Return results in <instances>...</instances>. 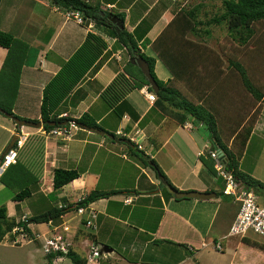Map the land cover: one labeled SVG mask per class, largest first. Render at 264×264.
<instances>
[{
  "label": "crops",
  "instance_id": "obj_1",
  "mask_svg": "<svg viewBox=\"0 0 264 264\" xmlns=\"http://www.w3.org/2000/svg\"><path fill=\"white\" fill-rule=\"evenodd\" d=\"M85 1L100 3L102 9L108 11L124 13V25L129 31H133L141 19L150 17L158 3V0ZM165 7H161L158 15L157 12L152 15V30L149 31L158 28L157 36L151 39L149 46L157 58L155 73L159 79L169 81L171 86L178 88L190 101L205 106L215 115L220 137L235 153L240 168L245 156L256 146L260 151L264 149V139L260 137V140H255L260 131L264 132V101L257 100L237 82L236 71L227 67L225 57L241 61L254 85L264 93V61L254 62L260 44L254 43V39L251 49L255 53H248L249 45L228 42L225 37L214 46L190 37L187 42L178 45V34H166V29H172L169 27L172 22L170 17H175L179 10L170 15L169 1ZM68 10L72 9L55 4L52 0H0V29L10 32L28 46L13 113L22 119L42 121L41 104L45 87L83 45L88 33L95 32L109 42V47L59 104L56 112L73 118L89 113L100 128L111 132L139 128L138 137L143 139V143H140L143 148L132 152L123 140H110L106 135L80 127L73 129L70 139L47 136L41 128H19L13 119L0 112V155L13 135L22 130L30 136L18 158L29 161L27 165H35L32 159L26 157L28 148L23 154L29 145L37 150L39 148L40 153L36 158L37 162H42L41 176L34 184L35 188L32 187V194L19 201L12 196L4 200L2 196L0 206L5 205L8 216L18 222L25 214L29 217L40 215L63 204L69 203L75 207L77 201L93 190L118 191L90 203L98 214L95 226L90 229L79 228V217L74 210L62 214L55 221L60 223L67 220L72 225L71 235H76L70 239L71 246L87 259L86 264H221L219 258L212 256L213 253L203 251L218 239L231 237L228 233L238 209L224 215L225 218L219 221L218 214L223 206L219 197L202 200L177 199L167 195L158 173L147 161V156L154 158L178 189L218 192L219 187L220 190L223 188L219 185L220 179L208 175L202 159L209 158L211 143L202 142L194 133L193 136L177 133L180 128L194 129L196 122L188 119L183 125L171 113L162 111L143 94L142 89L146 85L125 95L136 110L138 119L131 116L130 109H126L119 118L115 106L102 99V93L117 74L124 71L128 58L120 59L125 48L118 46L116 38L106 35L103 26L100 29L94 26V22L84 21L80 24L68 18L65 13ZM188 19L187 35L194 25ZM176 28L181 29L179 26ZM112 46H118L116 51ZM198 49L203 53H199ZM178 50L180 53L177 54ZM191 51L193 55L189 57ZM185 52L188 54L185 55ZM7 54L8 49L0 45V71ZM244 54H249V57ZM202 55L209 59L204 61ZM159 60L164 63L169 75L160 77L157 74ZM236 88L242 93L237 110L228 105L229 93L231 89V93H234ZM222 103L227 108H223ZM183 139L195 146L196 154H188L182 146ZM201 151L205 155H201ZM55 168L77 169L80 176L59 189L54 196ZM108 174L116 177L112 179ZM5 187L0 180V193ZM37 190L43 195L39 198V205L30 208L28 200ZM50 197L56 201L54 204ZM126 197L132 198L130 203L125 202ZM226 199L228 201H225L223 209H233V199L228 196ZM38 225H45V222ZM32 229L39 231L41 228L32 226ZM248 234L239 237L244 239ZM245 244L251 246L243 240L235 243L237 247ZM37 245V249L28 252L26 264H73L67 256L45 254L39 248V243ZM93 246L100 249L101 255L91 261L88 255ZM20 261L22 256L16 254L15 264ZM0 264H14V261L3 254L0 255ZM229 264L240 263L235 259Z\"/></svg>",
  "mask_w": 264,
  "mask_h": 264
},
{
  "label": "trees",
  "instance_id": "obj_2",
  "mask_svg": "<svg viewBox=\"0 0 264 264\" xmlns=\"http://www.w3.org/2000/svg\"><path fill=\"white\" fill-rule=\"evenodd\" d=\"M52 1L64 8L79 10L84 17L85 22H94V26L100 27V29H102V26L106 28V35L110 38H116L117 43L125 48L128 53L129 58L124 65V71L119 72L102 93V97L107 99L109 105L115 106V110L119 118L123 116L126 109H130L131 116L134 119H138L136 110L132 108V105L125 98L128 91L141 89L144 85L148 86L150 91H154L139 66L131 62L132 57L135 54H138L143 56L149 62L151 72L160 86L159 92L156 93L157 98L155 105L162 111L171 113L174 118H176L183 125H185L189 118L203 122L209 130L211 140L214 141L217 146L221 147L226 153L223 158L224 168L234 175L239 184H243L256 192L264 191L263 181L239 168L235 153L230 150L226 144H224L220 137L215 115L205 106L195 104L190 101L178 88L171 86L169 81L161 80L156 75L155 65L157 58L154 54H151L153 53L149 47L151 39L147 36L152 28V21H149V17L141 19V21L135 26L134 30L129 31L124 25V13L102 9L100 3L97 5L85 0ZM201 7L202 5L198 4V8L186 10L187 14L194 22V25L191 28V32L194 33V35H211L212 25H221L225 23L228 26V32L232 39L240 45L247 44L254 36L255 29L253 24L264 19V0H223V8L221 12L214 13L211 18L206 21L199 18V9ZM121 24H123L124 27H122ZM204 26H206V28H204ZM0 45L8 49L7 57L0 71V106L9 112H13L14 101L18 94L21 69L27 54L28 46L10 32L2 29H0ZM107 48L108 43L105 41L103 36L95 32H89L83 45L63 65L60 72L47 84L41 104L44 129L50 130L51 128L60 126L63 121L74 119L70 116L58 115L56 112L57 108L59 104H61L69 95L76 84L82 79L86 72L95 65ZM227 63V67H233L240 73L242 82L246 89L257 100L264 101V93L254 85L243 63L231 58L227 60ZM117 104L118 106L116 109ZM74 120L78 125L85 124L87 126L99 127L96 120L89 113H84L79 118H75ZM51 121H56V124L49 125V123H47ZM107 132L112 135V137H110L112 138L111 140H123V138H120L116 134V131ZM27 146L28 147L24 149L23 154L28 148L26 157L29 158V160L32 159V162H35V165H32L31 163L27 165L29 161H24L23 158H18L17 162L8 167L0 176L1 182L8 187H18L17 184L24 186L21 191L15 194L14 200L18 201L23 200L32 194V188H30L29 185L35 184L41 176L42 162H37L36 158V156L40 153L39 148L37 150L36 148H33V146ZM127 146L132 152L140 150L135 143L130 141ZM147 157L149 158H147V161L153 165L156 172H160L172 184L167 175L161 169L158 162L154 158H150L149 156ZM202 159L209 172H211L214 176H217L222 183L223 188L217 192V197L223 195L226 198L227 195L223 193L225 180L218 174L214 165L215 161L210 156L209 158L202 157ZM79 176L80 172L77 169L55 168L53 170V195L55 196V193H57L59 189ZM172 186L174 185L172 184ZM164 191L167 195L174 197V195H172L166 187ZM116 193H118V191L93 190L85 197L77 201L75 207L69 203L65 205L63 204L61 207H53L45 213L33 216L32 219H29V222L32 220L36 223H43L48 221L50 218L54 221H58L57 219H59L62 214L70 210L76 211V208L79 206H86L103 197ZM86 215H78V217L80 220H84ZM96 219H94V225L96 224ZM27 224L28 223L24 221L16 222L14 219H11L8 216L7 207L5 205L0 206V242L8 233L12 231L15 226L23 225L27 228ZM81 227H84V225L80 224L79 228ZM27 229L31 233V230L29 228ZM48 255L56 256L57 254L50 253ZM59 255L67 256L72 260L73 264L87 263V259L73 250L71 245L67 254L59 253Z\"/></svg>",
  "mask_w": 264,
  "mask_h": 264
},
{
  "label": "rangeland",
  "instance_id": "obj_3",
  "mask_svg": "<svg viewBox=\"0 0 264 264\" xmlns=\"http://www.w3.org/2000/svg\"><path fill=\"white\" fill-rule=\"evenodd\" d=\"M168 1L170 2V7H169L170 11H171L170 15L174 14L175 10H179V12L175 17H170L172 22L169 24V27H171L174 30L167 28L166 34H171V35L178 34V37H179L178 38V40H179L178 45L182 44V42H187L188 37L196 39L197 41H200V42H210L211 44H209V45H211V46L217 45V43L221 39H223L224 37H225V39L228 40V42L231 41V42L237 43L230 36V34L228 32V26L225 23H223L221 25H212L211 26V30H212L211 35H208V34H202V36H201V34L194 35V33H192L191 30L188 33V35L186 33L187 32V30H186L187 24L189 22L188 18H190V16L187 14V11H186L187 9L198 8V4H201L202 7L199 9V18L206 21L207 19H210L214 13L221 12V10L223 8V0H158L157 5L155 6L156 8L155 7L153 8V11L151 12V14L155 15V13L157 12L156 15H158V12L161 10V7L162 8L165 7L166 4L168 3ZM152 15L148 18L150 22L153 20ZM166 20H168V18ZM261 24H262V26H261ZM177 26L181 27V29H177L176 28ZM253 27L255 29V34L249 40V42L245 45H249V47L247 48L248 53H253L255 51V50L251 49L252 45L254 46V43H258L261 45V46L259 45V47L257 48L258 53L254 57V62L259 61V63H260V61H264V19L255 22L253 24ZM204 28H206V26H204ZM157 30H158V28H155V30L153 32L151 31L150 33H148L147 36L150 39L155 38L157 36V34H156ZM254 39H256L255 42H254ZM227 40H224V41H227ZM107 43H108V47H109V42H107ZM238 45H240V44H238ZM118 46H121V45L118 44ZM242 46H244V45H242ZM117 47L112 46V49L114 51H116ZM150 48H152V47H150ZM191 50H193V49H191ZM110 51H112V50H110ZM198 51H199V49H198ZM178 53H180L179 50L177 51V54ZM199 53H203V52L199 51ZM121 54H122V58H121V56L118 57V58H121L120 60H124V59L129 58L126 50H124V52H121ZM151 54L153 55V54H155V52L151 53ZM184 54L187 55L188 53L185 52ZM188 55H189V57H191L193 55L192 51ZM244 55H246V54H244ZM248 55H246V56L249 57ZM202 56H204V61H207L209 59V57H207L206 55H202ZM225 59H226V65H227L228 64L227 60L229 59V57H225ZM235 71L236 72H234V74H235V78L237 79V82L241 83V85L245 88V86L243 85L240 73L236 69H235ZM156 72L160 77L170 74V72L166 69V66L164 65V63L161 60H159L157 63ZM231 92H232V89L229 93L228 99H230V101L228 102V105L233 106V109L237 110L240 107V106H237V103L240 101V99H241L240 97H241L242 93H240L241 91L239 90V88H236L234 93H231ZM223 97L225 98V94ZM102 99H104V98H102ZM222 106H223V108L224 107L227 108V106L224 103H222ZM189 119L194 120L196 122V127L194 129H193V127H191V129L187 128V127L180 128L177 133H179L182 136L187 135V134H190L193 136V133L196 134L198 136V138L202 140V142H204V141L208 142L209 141L211 143L212 150H217L219 152H223L222 157L224 158L226 153L223 151V149L221 147L217 146L214 143V141L211 140V136H210L209 130L206 127V125L199 124V121L196 119H193V118H189ZM191 123L193 125V121ZM258 135H259V137L255 138V140H258V139L260 140V137H262V139H264V132L263 131H260L258 133ZM108 139L111 140L112 138L109 137ZM138 140H139V143H143V139H141L140 137H138ZM182 146L185 150H187L189 152L188 153L189 155H190V153L196 154L195 146L192 145L187 139L182 140ZM255 148H256L255 150L251 151L247 156H245V160L242 162L240 168L243 171L248 172V173L256 176L257 178H260L262 181H264V149H263V151H260V149H258L257 146ZM205 169H206V172L208 173V175H210L213 178L214 175L211 172H209V170L207 168H205ZM108 175L112 179L116 177V176H111L110 174H108ZM218 182H219V185L222 186L221 181H218ZM17 185H18V187L6 186L3 190V193H0V197L3 196L4 200H7V198L9 196L15 197V194L17 192L21 191L22 188H24V186H22V185L20 186V184H17ZM29 186H30V188H32L33 186H34L33 189L35 188L34 184L29 185ZM162 188H163V190H165L164 186H162ZM180 190H182V189H180ZM218 190H220V187ZM35 192H36V194L28 200L30 208H32L33 206H38L39 200H41L39 198H41L43 195L42 193L39 192V190H37ZM257 193L259 194V205L262 206V205H264L263 191H258ZM219 198H220V200H222L223 206L226 205L225 201H228V200L223 195L219 196ZM50 200H51V202H53L52 204H54L56 202L54 199H51V197H50ZM56 206H57V204H56ZM223 206L220 209V212L218 214V220L219 221H222V219L225 218L224 215H226V214L229 215L232 210L234 212L235 209H238L239 203L234 202V204H232L233 209L228 210V211H227V209L224 210ZM92 209L95 210L94 208H92ZM26 216H27V219L24 220V222L28 223L27 228H29L31 231H37V230L32 229V226L35 227L36 229L41 228L40 229V231H42L41 235L47 234L48 227L46 225H42V226L38 225L39 226L38 227L37 226L38 223H36L35 221L33 222L32 220H30V222H29V219L30 218L32 219L33 216H31V217H29L28 215H26ZM21 220H22V218L19 221H21ZM57 220H59V219H57ZM218 220H217V222H219ZM70 232L72 233L73 229H71ZM32 238L36 239L37 237L35 235H32V237H30V240H32ZM13 239H14V236H12V235L8 234L7 236H5V238L1 241V242H3V244L1 243V245H0V255L3 256V254H4L8 257V259L13 258L14 264H15V255L16 254H19L22 256V262L20 261L19 263L17 262L16 264H26L25 260H26V258H29L28 252L29 251L31 252L33 249H37L38 243H39V248H41L42 251L46 254V252L43 248V244L41 242H39L38 240L37 241H29L27 239H24V240L21 239V241H19L18 243H14V242H12ZM242 240L244 242L250 243L251 246L245 244V245L237 247L235 245V243H238V242L240 243V242H242ZM218 242L223 244L222 245V247L224 248L223 251L222 250H216L215 248H213L215 245H212V246L207 247L203 252L213 253L212 256H215V258H219L221 261V264H229V262L231 260H235V259L240 264H264V237L263 236L257 235L253 232H249L248 237L244 238V239H242L239 236H231V237H228V238L223 239V240L218 239ZM10 245L17 246V247L12 248V246H10ZM235 250H237L236 254H234ZM93 260L94 259H92L91 261H93Z\"/></svg>",
  "mask_w": 264,
  "mask_h": 264
},
{
  "label": "built area",
  "instance_id": "obj_4",
  "mask_svg": "<svg viewBox=\"0 0 264 264\" xmlns=\"http://www.w3.org/2000/svg\"><path fill=\"white\" fill-rule=\"evenodd\" d=\"M68 18H73L80 24H83L85 19L82 13L79 10H68L65 12ZM143 91V90H142ZM145 91V96L148 100L154 101L156 95L153 92ZM75 119V118H74ZM66 121L65 124L46 130L41 128L44 135L47 136H57L62 139H70L73 134V129H77L79 125L75 120ZM18 134V139L15 141L14 145L9 149V151L4 155L2 162L0 164V174H2L7 167L11 164H15L18 159L20 150L24 147L30 134L22 130L16 132ZM140 133L139 128L132 129L131 131L119 130L117 134L120 136L128 138L130 141L138 145L142 149V145L139 143L138 134ZM205 152L201 151L200 154ZM209 155L215 161V168L218 171V174L222 176L225 180V187L223 193L227 196H230L235 203H239V208L236 214V217L229 229L228 236H244L249 232H253L260 236L264 237V205H259V196L257 192L243 184H239L234 175L227 171L224 168L223 162V152L217 150H210ZM132 200L131 197L125 199L126 203H130ZM76 215L84 216V220L79 219V224H83L86 229H90L94 225V219L97 217V211L91 208V204L86 206H79L76 208ZM27 219V216L24 215L21 221ZM45 225L48 227L47 234L41 235L42 231H28V229L23 225L15 226L9 235H14L12 242L18 243L19 241L27 239L29 241H39L43 244V248L46 254L59 253L67 254L70 250V239L74 236L71 235L72 225L64 220L60 223H56L52 218L45 222ZM78 232V230H77ZM76 232V233H77ZM35 235L37 238L30 240V237ZM215 248L217 250L222 249V243L215 242ZM101 255V251L98 247H92L91 254L89 255V260H92Z\"/></svg>",
  "mask_w": 264,
  "mask_h": 264
},
{
  "label": "water",
  "instance_id": "obj_5",
  "mask_svg": "<svg viewBox=\"0 0 264 264\" xmlns=\"http://www.w3.org/2000/svg\"><path fill=\"white\" fill-rule=\"evenodd\" d=\"M121 26H124V25L121 24ZM131 62L139 66V68L142 70L143 74L147 78L148 82L150 83L151 87L153 88L154 92L158 93L160 90V86L151 72V67H150L149 62L143 56L138 55V54H135L132 57ZM0 112L3 113L5 116L13 119L19 128H22L23 126L41 128L44 125L43 121L22 119L19 116L15 115L13 112H9L6 109L2 108L1 106H0ZM47 123H49V125H55L56 121H51ZM65 123L66 121L61 122V124H65ZM79 127L94 131L100 135H106L108 137H112V135H110L106 130L100 127L87 126L85 124H80ZM17 139H18V135L17 134L13 135L9 144L4 148V150L2 151L0 155V164H1V161L4 155L14 145ZM124 142H127V140H124ZM158 177L161 180V183L167 188V190L172 195H174V197H176L177 199L196 198V199L208 200V199L216 198L218 196V193L216 191L180 190L172 186V184L167 180V178L164 175H162L160 172L158 173Z\"/></svg>",
  "mask_w": 264,
  "mask_h": 264
},
{
  "label": "clouds",
  "instance_id": "obj_6",
  "mask_svg": "<svg viewBox=\"0 0 264 264\" xmlns=\"http://www.w3.org/2000/svg\"><path fill=\"white\" fill-rule=\"evenodd\" d=\"M142 90H143V94L145 93L144 90H146V91H148V92H153V93L156 95V93H155L154 91H150V90H149L148 86L144 87ZM144 95H145V94H144ZM156 98H157V95H156ZM155 101H156V99H155L154 101H152V102H155ZM42 121H43V120H42ZM41 128H43V126H42ZM38 129H39V128H38ZM124 130H125V129H124ZM19 131H20V130H19ZM117 132H118V131H116V134H117ZM15 134H17V133H15ZM17 135H18V134H17ZM117 135H118L120 138H123V141H124V140H127V143H129L130 140H129L128 138L123 137V136H120L119 134H117ZM130 142H132V141H130ZM132 143H134V142H132ZM136 145H137V144H136ZM137 147H138V145H137ZM138 149H140V148L138 147ZM203 152H204V151H203ZM202 155H203V154H202ZM204 155H205V153H204ZM2 159H3V158H2ZM17 160H18V159H17ZM1 162H2V161H1ZM11 165H12V164H11ZM11 165H10V166H11ZM10 166H9V167H10ZM7 168H8V167H7ZM7 168H6V169H7ZM4 172H5V171H4ZM4 172H3V173H4ZM3 173H2V174H3ZM2 174H1V175H2ZM162 185H163V184H162ZM163 186H164V185H163ZM126 198H127V197H126ZM61 206H62V205H61ZM61 206H60V207H61ZM61 216H62V215H61ZM8 234H9V233H8ZM8 234H7V235H8ZM7 235H6V236H7Z\"/></svg>",
  "mask_w": 264,
  "mask_h": 264
}]
</instances>
